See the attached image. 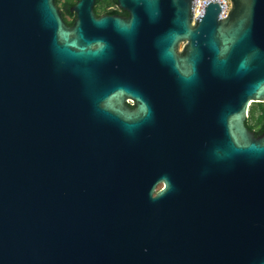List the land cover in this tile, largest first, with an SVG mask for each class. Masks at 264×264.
<instances>
[{"label": "water", "instance_id": "1", "mask_svg": "<svg viewBox=\"0 0 264 264\" xmlns=\"http://www.w3.org/2000/svg\"><path fill=\"white\" fill-rule=\"evenodd\" d=\"M94 1L0 0V264H264V0Z\"/></svg>", "mask_w": 264, "mask_h": 264}, {"label": "flooded vegetation", "instance_id": "2", "mask_svg": "<svg viewBox=\"0 0 264 264\" xmlns=\"http://www.w3.org/2000/svg\"><path fill=\"white\" fill-rule=\"evenodd\" d=\"M56 8L62 15V18L66 24V26L70 29L74 28L77 21L78 16L73 8L78 4L80 0H54ZM93 14L94 20H99L103 17H106V21L113 22L117 19L120 22H127L130 18V12L123 8L118 0H95L93 4ZM195 21H191V25H194ZM188 40H181L177 45L176 52L178 56H183L186 51V44ZM131 61L129 59H125V64L129 65ZM127 104L131 108H135L136 102L128 98Z\"/></svg>", "mask_w": 264, "mask_h": 264}, {"label": "trees", "instance_id": "3", "mask_svg": "<svg viewBox=\"0 0 264 264\" xmlns=\"http://www.w3.org/2000/svg\"><path fill=\"white\" fill-rule=\"evenodd\" d=\"M250 107L247 127L255 133L257 137L264 133V105Z\"/></svg>", "mask_w": 264, "mask_h": 264}, {"label": "built area", "instance_id": "4", "mask_svg": "<svg viewBox=\"0 0 264 264\" xmlns=\"http://www.w3.org/2000/svg\"><path fill=\"white\" fill-rule=\"evenodd\" d=\"M211 1H220L223 5V10L220 17L225 18L231 9V0H193L192 17L198 18L204 14L206 6Z\"/></svg>", "mask_w": 264, "mask_h": 264}, {"label": "rangeland", "instance_id": "5", "mask_svg": "<svg viewBox=\"0 0 264 264\" xmlns=\"http://www.w3.org/2000/svg\"><path fill=\"white\" fill-rule=\"evenodd\" d=\"M257 104H261L262 106L264 105V104H262V103H254V104H252V106L251 107H253V106H258Z\"/></svg>", "mask_w": 264, "mask_h": 264}]
</instances>
